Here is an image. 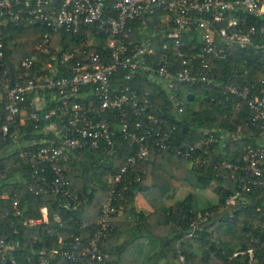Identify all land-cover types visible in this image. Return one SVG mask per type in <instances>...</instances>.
I'll use <instances>...</instances> for the list:
<instances>
[{
    "label": "built area",
    "instance_id": "2783aa9c",
    "mask_svg": "<svg viewBox=\"0 0 264 264\" xmlns=\"http://www.w3.org/2000/svg\"><path fill=\"white\" fill-rule=\"evenodd\" d=\"M6 25L44 29L40 42L18 64L21 71L15 79L7 78L0 92V138H10L15 158L34 167L31 177L44 181L49 173L51 192L67 196L69 183L62 177L60 164L71 151L112 149L118 138L134 149L115 175L103 179L108 197L92 236L81 234L62 250L38 252V264H47L46 255L69 262L81 257L100 263L105 258L98 244L110 231L114 197H120L125 184L116 187L124 180H136L139 170L134 166L148 158L150 151L168 150L184 161L205 164L195 147L187 142L176 145L175 126L156 118L148 93L130 84L141 78L154 90L164 91L179 114L182 108L174 86H216L211 63L225 60L229 48L254 51L253 71L258 67L259 71L240 85L232 80L224 87L226 100L235 102L231 112L241 114L242 105L246 125L257 134L242 149L239 164L219 163L223 176L236 184L225 207L242 201L244 194L264 189V0H0V61ZM148 27L153 30L151 35L145 31ZM62 33L77 38V47L62 51L57 39L51 48V36ZM202 132L199 143L206 144L216 129ZM34 135L40 137L35 140ZM201 154L206 156V150ZM11 207L15 209L16 201ZM40 211L45 213V209ZM206 219L204 215L190 221L186 237ZM17 247V241L9 245L0 239V251ZM246 255L250 264H258L252 247ZM176 258V263L184 264L183 255L178 253Z\"/></svg>",
    "mask_w": 264,
    "mask_h": 264
},
{
    "label": "trees",
    "instance_id": "16d2710c",
    "mask_svg": "<svg viewBox=\"0 0 264 264\" xmlns=\"http://www.w3.org/2000/svg\"><path fill=\"white\" fill-rule=\"evenodd\" d=\"M151 23L155 24V20ZM2 30L0 92L4 90L7 78L15 79L21 71L17 69L18 64L30 55L31 48L40 42L44 33V29L38 26L6 25ZM145 31L150 35L153 33L150 27ZM57 39L62 51L77 47L79 42L66 33L53 34L51 48ZM165 43L170 44L169 41ZM155 48H158L157 43ZM256 59V53L250 48H229L225 60L211 63L212 79L218 82L216 86L175 85L177 101L182 108L179 114L164 91L154 90L141 78L137 79V83H131V87L140 93H148L156 118L164 119L167 126H175L172 136L176 145L187 142L206 162L203 165L192 164L168 150L150 151L148 158L134 166L139 170L136 180H124L116 187L121 189L125 184L120 197H114L112 206L115 214L111 218L122 210L124 215L133 216L135 221L117 224L111 219L108 235L98 244L105 258L100 263L81 257L69 262L57 255H46L47 264H138L146 242L155 244L157 249L145 264H174L178 253L184 256V264H250L246 255L250 247L257 263L264 264V189L244 194L242 201L225 207L236 184L223 176V169L219 166L222 161L239 164L242 149L257 139L255 131L246 125L247 115L243 106L239 105L241 114L231 112L235 102L231 98L226 100L223 95L224 87L232 80L240 85L251 75H256L259 67H256L255 73L252 66ZM242 71L244 74L240 76ZM233 74L235 78H232ZM188 95L192 96V101L187 100ZM196 102L197 106L193 107ZM208 128L216 129L212 141L199 143L203 138L202 131ZM39 137L34 135L35 140ZM12 146L10 138L4 141L0 138V239L9 245L17 241L18 247L9 249L5 256L0 251V264H4L5 260L12 264H38V252L62 250L65 243L81 234L90 238L95 231V220L108 197L103 179L115 175L134 152L119 138L112 149L100 146L97 150L71 151L66 161L60 164L62 177L69 183V195L66 196L51 192L49 173L45 174L44 181L31 177L34 167L30 168L15 158L11 153ZM202 150H206V156L201 154ZM166 178L185 185L191 191H204L214 183L217 205L197 215L193 211L196 199L191 193L170 207L160 205L158 220L149 213L135 212L133 203L137 194L143 196L152 210L157 209L153 203L149 204L148 199L162 198L169 191ZM13 201H16L15 209L11 207ZM41 209H45V222L41 218ZM204 215L207 219L197 223L192 236L187 238L190 221L196 222ZM54 216L56 221L52 219ZM28 220L40 222L29 226L24 224ZM83 224L89 227L80 228ZM128 230L127 236L118 243L119 237ZM235 245L240 247L236 249ZM192 246L202 251L200 257L194 256ZM236 250L243 254L233 256Z\"/></svg>",
    "mask_w": 264,
    "mask_h": 264
},
{
    "label": "rangeland",
    "instance_id": "374dc122",
    "mask_svg": "<svg viewBox=\"0 0 264 264\" xmlns=\"http://www.w3.org/2000/svg\"><path fill=\"white\" fill-rule=\"evenodd\" d=\"M194 105L197 106V102L195 104H193V107H194ZM166 181H167L169 187L172 188V191H170V188H169V191L162 198H155L152 201L148 199L149 204L153 203L154 206H156L155 208H157V209L152 210L153 208L151 207V205L149 206L148 203L146 202V200L141 195L142 202H143V204L141 203V206L148 205L146 207H148V208L151 207L150 209L153 211V213H155V215L153 213H151V215L153 216V218L155 220H158L160 217V211L158 210L159 207H161L160 205H162L164 207H170L174 202L181 201L187 194H191V192L194 193L193 195L195 196V199H196V203H195L196 205L193 206V211L196 212L197 215L201 214V211H203L204 209L214 207L217 205V197L213 193L214 183H211L209 185L208 189H206L204 191H193V190L191 191L190 189H187V187L185 185H182L179 182H175V181L168 179V178H166ZM182 186H184V187H182ZM44 214H46V213H44V211H42V213H41L42 217L41 218L44 217ZM134 221H135L134 217H132L131 219L128 220V222H131V223ZM252 224L255 225V222H253ZM129 231L130 230H128L124 234V236L122 235L121 238H125ZM119 240H120V238H119ZM234 247L236 249H238V247H240V246L235 245ZM156 249H157V247L155 244L146 242L145 246H144V250H143L142 255H141L140 262L138 264H145L147 258L149 256H151L152 254H154ZM8 251H9V249L2 250L1 255L5 256ZM192 252L194 253V256H196V257H200L202 255V251L197 246H192ZM235 252L238 253L237 250Z\"/></svg>",
    "mask_w": 264,
    "mask_h": 264
},
{
    "label": "crops",
    "instance_id": "0c3cea01",
    "mask_svg": "<svg viewBox=\"0 0 264 264\" xmlns=\"http://www.w3.org/2000/svg\"><path fill=\"white\" fill-rule=\"evenodd\" d=\"M176 182V181H175ZM184 187V186H182ZM186 188V187H185ZM188 189V188H187ZM170 191H172V188H170ZM193 193V192H191ZM141 203L143 204L142 202V197L141 195L137 194L135 195L134 197V207H135V212H138V211H141L143 215H146V214H151L153 213V211L146 207V206H141ZM145 205V204H144ZM155 215V213H153ZM133 216H127V215H124V212H122V210H120L117 215L112 219L113 222L115 223H127L129 219H131ZM153 217V216H152ZM120 240L118 239V243H121V241L123 240V238L119 237ZM162 264H165V263H162ZM174 264H177V263H174Z\"/></svg>",
    "mask_w": 264,
    "mask_h": 264
},
{
    "label": "water",
    "instance_id": "95a60500",
    "mask_svg": "<svg viewBox=\"0 0 264 264\" xmlns=\"http://www.w3.org/2000/svg\"><path fill=\"white\" fill-rule=\"evenodd\" d=\"M187 98H188V99H187L188 101H192V96H191V95H188ZM4 264H12V262L9 261V260H5V261H4Z\"/></svg>",
    "mask_w": 264,
    "mask_h": 264
}]
</instances>
